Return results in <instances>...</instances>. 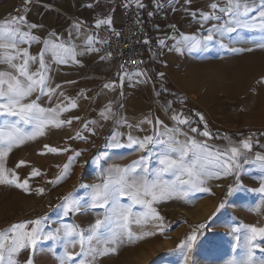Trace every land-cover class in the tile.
<instances>
[{
  "label": "rangeland",
  "instance_id": "obj_1",
  "mask_svg": "<svg viewBox=\"0 0 264 264\" xmlns=\"http://www.w3.org/2000/svg\"><path fill=\"white\" fill-rule=\"evenodd\" d=\"M202 29V34L197 29L196 33L187 35L200 40L197 52L189 54L183 49V42L171 46L170 52L161 46L159 55L149 62V69L124 76L126 83L119 87L120 101L116 107L96 106L94 84L104 67L102 57L107 58L95 48L96 54L87 61L85 53L75 46V60L66 58V63H59L50 58L48 43L29 47V55L36 58L35 62H30V71L39 68V55L44 50L47 83L55 90L49 96L40 94L37 88L29 100H37L39 96L37 103L46 109L67 106L58 118L71 123L60 127L46 125L43 135L14 145L0 161L9 178L14 172L18 182L28 180L27 190L15 184H0V231L16 223L43 218L45 233L57 228L63 231L65 226H71L82 234L87 247V238L92 236L91 226L108 211L107 207H91V186L102 184L109 169L130 165L141 156L148 158L151 173L160 167L162 146L157 144L141 150L129 144V136L143 140L156 132L165 133L166 126L179 128L176 138L180 141L185 140L183 133H187L188 137L206 143L213 151L224 152L233 146L242 148L241 142L248 140L252 144L251 151L247 152L250 158L256 153L264 154V137L254 135L255 131L264 129V58L252 55V47L257 43H244L242 35L218 34L210 26ZM209 30L213 34L212 41L203 39ZM88 43L91 46L89 40ZM58 44L66 46V43ZM18 46L25 45L18 43ZM178 47L181 52H175ZM233 48L237 51H230ZM35 49L38 56H35ZM155 69L156 76L153 75ZM118 82L119 79L115 82L117 86ZM73 101L75 108L70 107ZM108 108H111L110 113L106 111ZM173 115L187 118L189 123L178 124L172 119ZM14 119L0 117V125ZM157 119L163 124L157 125ZM23 127L31 130V126ZM191 128L198 131L193 133ZM205 130L210 134L208 137L201 135ZM231 133L244 135L235 138ZM167 135H162L161 139H166ZM115 143L121 146L115 147ZM45 145L59 151L49 152ZM69 157H74V161L65 172L64 165L69 163ZM33 169L38 170L39 175L32 176ZM211 170L219 171L215 167ZM262 177L264 170L248 164L244 165L239 177L242 187L232 193L228 188H235L237 179L232 175L205 177L203 185L188 190L186 196L182 194L185 186L178 185L180 193L152 205L162 218L163 231L151 225L132 224L138 235L145 231L154 234L118 245L115 253H98L94 261L91 257L86 259L91 264H185L177 245L186 241L198 225L205 224L206 228L200 230L193 245L188 264L239 262L247 256V226L264 227V193L250 191L260 188ZM164 179L173 181L175 177L169 174ZM69 194L76 206L65 215L63 198ZM222 202L224 207L217 212ZM120 203L126 206L130 201L123 199ZM133 211L140 216L146 209L135 205ZM118 230L119 225L113 219L100 230V243L93 239V246L103 252L110 247L104 240ZM258 242L264 245V240ZM65 243L62 235L56 241L42 239L34 249L22 250L15 259L17 264H25L32 256L33 264H59L58 257L63 254ZM67 247L71 252L80 251V244L68 243ZM254 259H264V253L254 249Z\"/></svg>",
  "mask_w": 264,
  "mask_h": 264
},
{
  "label": "snow or ice",
  "instance_id": "obj_2",
  "mask_svg": "<svg viewBox=\"0 0 264 264\" xmlns=\"http://www.w3.org/2000/svg\"><path fill=\"white\" fill-rule=\"evenodd\" d=\"M127 6V5H126ZM142 6V5H138ZM162 6V5H158ZM213 10L218 8L216 3L210 5ZM219 11L229 15L235 21L238 27L245 28L250 31H264V0H260V8L253 9L249 6L247 0H227V5L220 8ZM256 11L257 15L251 21H245L242 17H246L249 12ZM151 15V13H149ZM204 19H209L208 14H202ZM217 18L218 17H211ZM26 17L21 15L13 17L10 22H4L0 25V64H6L14 71H6L0 69V117H14L13 121H5L0 125V161L8 155L14 145L23 143L26 139H35L37 136L44 134V127L46 125H53L60 127L64 123H71V121H62L58 117L61 112L67 110V106L56 108L41 107L37 100H29V97L39 88L40 94L51 96L54 89L50 88L47 83L46 65L44 61V50H41L39 55V68L32 72L30 71V62H35L36 58L31 57L27 50L18 48V43L24 42L25 38L35 40L29 32L22 30ZM101 23L110 24L111 19L105 21H98L97 26ZM30 27L35 28L36 25ZM221 28L228 32L237 31V27ZM206 41L213 40L212 31L203 38ZM91 40V37H89ZM144 43H148L147 40ZM163 44V41H160ZM47 44V41H45ZM257 47L264 48V37L256 44ZM183 49L189 54L200 50V40L195 36L183 37ZM221 47L226 45L221 44ZM54 57L59 63H66V58L75 60L76 52L71 47H66L64 44H53ZM91 49H89L90 51ZM251 51V49H248ZM181 52V48L176 49ZM230 51H237V49H230ZM22 62H18L21 61ZM103 59V57H102ZM140 75V73H137ZM163 76V74H160ZM59 87V85L57 86ZM105 88H111V84H105ZM28 101V102H25ZM70 107L75 108V102H70ZM111 112V108L106 110ZM104 115V113H101ZM107 119L108 117L105 116ZM172 119L178 124L185 125L189 123L187 118H180L179 115H173ZM151 123V121H148ZM157 125H162L163 122L157 119ZM23 126H31V130H25ZM198 129L191 128V132L196 133ZM180 133L179 128L168 129L165 126V133L156 132L155 135L146 136L143 140L134 139L129 136V144L137 145L141 150L149 148L152 145H161L162 152L159 154L160 167L151 173L148 168L146 156H141L139 160L133 161L130 165L120 167L114 166L108 170V176L100 185H92L91 207L105 209L107 207V214L103 219H97L91 226L92 236L87 238L88 245L85 247V238L74 227L65 226L63 231L60 228L44 232L42 219L32 221H25L11 225L8 229L0 231V264H17L16 255L22 250L35 248L37 243L42 239L56 241L61 239V235L65 239V247L63 254L58 257L59 264H91V261L86 257H91L92 261L100 255L115 253L117 246L127 242H133L137 239H143L144 236H151L153 231H145L138 235L131 227L132 224H143L153 229L163 231L162 218L156 213L152 207L153 203L159 202L163 199L170 198L174 194L181 192L179 186H185L186 190L183 195H187V191L191 189H198L204 183L205 177L220 175L235 176V188L229 186L228 192L232 193L234 190L242 187L239 184V177L244 165H257L264 170V154L256 153L253 158L247 155L251 151L252 144L248 141H242L241 147H230L224 152L213 151L206 143L198 142L195 139L188 137L187 133H183L185 140L182 142L176 138V134ZM167 135L166 139H161L162 135ZM201 135L208 137V131H204ZM115 147H120L119 143L114 144ZM49 152L56 153L59 151L56 148L45 145ZM79 156V153L75 154ZM74 161V157H69V163L64 165V170L67 172L69 165ZM23 163V162H21ZM20 165L18 164L17 167ZM215 167L219 171L213 172L211 169ZM172 175L175 180L169 181L164 179L166 175ZM32 176L39 175V171L33 169ZM154 175V178L152 176ZM186 177V178H184ZM61 177H57V180ZM262 183L259 189L250 191H259L264 193V177L261 178ZM0 184H15L17 187H23L27 190L28 180L18 182V177L13 172L11 178L6 173L2 163H0ZM207 191V189H203ZM39 191H43L40 189ZM127 199L130 201L128 205H122L121 200ZM139 205L146 209L140 216L133 211V206ZM75 201L71 194L63 198V211L67 215L75 207ZM224 207L223 202L217 208V212ZM215 215V214H214ZM113 219L118 223L119 230L113 231L111 236L104 240L106 245L110 247L104 248L103 252L93 246V239L96 243H100V230L113 222ZM153 221H161V223H153ZM31 225L30 228L27 226ZM248 235L245 240L247 242V256L245 259L237 262L231 260L228 264H264V259H254V249H259L264 253V245L259 243V240H264V227L247 226ZM205 224L197 226L193 232L187 236L186 241H182L177 245V249L181 251L185 264L190 260V253L193 245L200 234L201 229H205ZM71 243L73 246L80 244L79 252L68 251L67 244ZM235 247V246H234ZM25 264H33V258L30 256Z\"/></svg>",
  "mask_w": 264,
  "mask_h": 264
},
{
  "label": "crops",
  "instance_id": "obj_3",
  "mask_svg": "<svg viewBox=\"0 0 264 264\" xmlns=\"http://www.w3.org/2000/svg\"><path fill=\"white\" fill-rule=\"evenodd\" d=\"M19 1L20 0H0V25L4 24L6 21L10 22L13 17L25 16L26 20L21 26L22 30L29 32L30 35L36 39L29 40L25 38L24 42H20L24 43L25 46L23 48L22 46H18V48L28 50L29 47L31 48L37 43L41 46L42 43L47 41L49 44L50 58L55 60L57 59L54 57L52 45L62 42L66 43V47H71L73 49H75V46H78L77 49L85 53L84 56L88 61L90 57L96 54L95 49L88 43V25H97L98 21H105L109 18L111 19L110 24L101 23L99 25L117 27L120 23V13L117 8L113 9L107 16L99 17L96 15L92 9V3L95 0H31L30 5L27 7H21L19 11L15 13L12 12V6ZM129 1L135 3L137 6L142 5L138 6L140 13H149L153 5L159 2V0H150V5L145 7V0ZM163 1L167 4L168 20L156 22L153 25L151 33L153 37L158 38L159 41H163V44L160 43V45L166 47V52L171 51V49H169L171 46L183 42L184 36L196 33L195 30L198 29L199 34L204 33L202 27L205 25L210 26L211 29L214 28V31L216 30L218 34H226L227 37L233 36L234 34L242 35V41L244 43H258L261 41V38L264 37V31H250L238 27L231 16L219 11L220 8L226 7L227 0ZM247 2L254 10L260 8V0H247ZM213 3L218 5L216 10L210 7ZM205 13L209 15V19L203 18L202 14ZM256 15V11H252L249 12L246 17H242V19L251 21ZM211 17H218V19ZM31 25H36V27L32 28L30 27ZM221 25L226 27H237V31L228 33L221 28ZM207 33L209 34V31ZM89 49L91 50L89 51ZM252 50L253 56L264 58V48L255 45L252 47ZM2 51L3 50L0 49V52ZM35 56H38L37 49H35ZM173 56L179 55L173 53ZM104 57L108 59V57ZM107 59H102L104 60V67L101 68L100 78H98L94 84L97 107H116L120 101L119 96L121 88L119 87H123V84L126 83L124 78L126 75H119L117 77L119 79L118 86L115 83L118 79L116 81L114 80V82L108 80L112 65L110 60ZM150 61L152 60L146 61L144 69H149L148 64ZM0 69L14 71L6 64H0ZM105 84H111L112 87L105 88Z\"/></svg>",
  "mask_w": 264,
  "mask_h": 264
},
{
  "label": "built area",
  "instance_id": "obj_4",
  "mask_svg": "<svg viewBox=\"0 0 264 264\" xmlns=\"http://www.w3.org/2000/svg\"><path fill=\"white\" fill-rule=\"evenodd\" d=\"M30 3L31 0H20L11 11L15 13ZM115 8L120 13L117 27L88 25L91 46L111 62L110 81L119 75L143 70L146 61L159 55L160 41L152 36L151 30L156 22L168 20L167 4L163 0L153 5L149 11L151 15L140 13L138 6L129 0H95L92 3V9L99 17L107 16ZM145 40L148 43H144Z\"/></svg>",
  "mask_w": 264,
  "mask_h": 264
},
{
  "label": "trees",
  "instance_id": "obj_5",
  "mask_svg": "<svg viewBox=\"0 0 264 264\" xmlns=\"http://www.w3.org/2000/svg\"><path fill=\"white\" fill-rule=\"evenodd\" d=\"M144 2H145V7H148L150 5V0H145ZM155 72H156V69H155L154 74H153L154 76H156ZM162 90L163 89H161V92H164ZM231 135L234 136L235 138H240L241 136L244 135V133H242V134L231 133ZM254 135H256L258 137H264V129L263 130H257V131H255L254 132ZM254 148H256V147H254Z\"/></svg>",
  "mask_w": 264,
  "mask_h": 264
}]
</instances>
